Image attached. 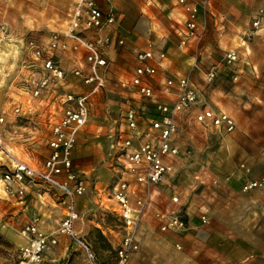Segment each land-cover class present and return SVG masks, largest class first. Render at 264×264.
Returning <instances> with one entry per match:
<instances>
[{"label": "rangeland", "instance_id": "1", "mask_svg": "<svg viewBox=\"0 0 264 264\" xmlns=\"http://www.w3.org/2000/svg\"><path fill=\"white\" fill-rule=\"evenodd\" d=\"M76 2L0 0V116L6 121L5 146L35 167H41L50 155L52 124L63 115L64 96L87 93L90 88L72 73L74 67L85 65L84 62L65 66L66 61L71 60L70 55L75 60L71 63H76L80 52H56L59 64L67 72L66 79L60 81L44 71L41 60L33 56L28 43L34 40L46 46L54 33L63 34ZM103 2L106 7L111 4L110 0ZM193 2L199 5L201 0ZM211 3L215 14L207 11L204 37L198 45L195 41L192 44L198 50L182 52L186 58L196 56L197 70L202 74L200 86L195 85L200 104L177 117L176 140L183 153L176 165L178 177L173 183L182 185L189 196L197 194L205 180H212L213 184L215 180L219 182L220 175L242 169L243 164L256 175L264 169V22L260 27L253 25L258 12L264 9V0H210ZM203 19L204 15L200 14L199 20ZM231 50L239 57L229 64L226 54ZM80 58L79 61H83V56ZM210 72L215 73L212 80L207 77ZM105 75V87L91 97L90 117L80 137L81 150L73 158L75 169L88 185L78 201L76 231L91 245L98 264H117L123 223L114 211L113 201L105 196L103 205L98 197V189L104 192L114 180L102 170L109 160L107 142L111 144V136L124 123V114L129 108L142 114V110L150 106L149 112L153 114L152 106L156 102L137 94L129 87L126 77L111 64ZM44 76L49 77L48 86L35 95ZM189 77L192 81L191 75ZM158 94L161 95L159 91ZM205 106L222 109L233 116L236 130L220 132L198 123L195 114ZM17 107H20L19 112ZM85 146L88 148L84 150ZM4 162L0 152V264H90L86 252L66 234L58 232L65 210L57 191L43 184H33L27 187L23 197L6 194L2 181L7 169ZM89 166L95 170L86 171ZM36 218L44 234L58 238L56 245L45 250L39 263L23 257L32 239L25 228ZM261 223L264 225V220ZM232 229L234 234L224 235L222 241L232 238L240 242L251 237L243 234L244 229L238 226ZM161 233L157 230L144 235L142 246L129 258L128 264H200L202 257L209 254L192 241L178 248L176 241ZM162 243L174 247L167 251L152 250L153 244ZM188 243L191 249L185 247ZM139 253L143 256H138ZM235 254L241 257L243 251Z\"/></svg>", "mask_w": 264, "mask_h": 264}, {"label": "built area", "instance_id": "2", "mask_svg": "<svg viewBox=\"0 0 264 264\" xmlns=\"http://www.w3.org/2000/svg\"><path fill=\"white\" fill-rule=\"evenodd\" d=\"M177 1L187 12V33L179 46L187 47L190 40L198 45L206 31L205 16L210 0H201L199 5L190 0ZM200 14L204 15L202 21L199 20ZM69 17L63 34L54 33L46 46H41L34 40H30L28 45L33 56L41 60L44 71L60 81L66 79L67 72L59 64L56 52L83 51L86 64L74 67L72 73L82 78L90 91L64 96V112L52 124L50 155L41 167L26 163L8 150L4 139L6 121L4 116H0V152L7 167L2 181L5 193L11 196L23 197L27 187L33 184H43L57 191L65 210L58 232L66 234L74 244L82 248L90 264H98L91 245L76 231L79 219L77 199L86 193L88 185L74 167L73 150L82 128L89 120L92 95L106 85L105 73L110 64L106 50L113 43V38L102 32L117 23V11L111 4L106 8L101 7L98 0H77ZM263 22L264 9L261 8L253 25L260 27ZM88 31L95 32L96 36L93 39L87 37ZM125 43V38H118L119 46H124ZM155 57L153 49L139 51L138 66L129 82V86L134 87L137 94L149 101H154L156 96L151 83V78L157 74V67L151 63ZM238 57V53L231 50L226 54V61L231 64ZM159 58H165V53L160 52ZM207 77L212 80L215 73L210 72ZM48 83L49 77L44 76L37 85L35 95H39ZM172 90L176 95L175 100L169 103L156 102L152 106L153 114L149 112L150 106L145 107L142 114L129 108L124 114V123L111 136L110 160L116 169V175L104 192H101L113 201L114 211L123 223V238L117 248V264H128L129 258L139 251L140 224L146 211L153 207L152 191L175 172L176 161L182 156L183 152L176 140L179 130L178 115L200 104L199 92L189 76L168 79L165 91ZM16 111L19 112L20 107ZM195 120L205 126L215 127L220 132L231 133L237 127L233 116L209 106L202 107L195 114ZM241 168L249 173L245 164ZM214 184H218V180ZM256 188H264V176L258 179L245 178L243 191ZM179 200L178 196L172 198L174 203H179ZM154 214L161 222L162 232H182L188 228L186 216L180 210L165 212L156 209ZM202 220L206 222V216ZM25 231L32 236L29 246L23 252V257L30 262H41L45 250L58 243L56 236H48L40 230L38 218L28 224ZM177 247L181 248L179 244Z\"/></svg>", "mask_w": 264, "mask_h": 264}, {"label": "crops", "instance_id": "3", "mask_svg": "<svg viewBox=\"0 0 264 264\" xmlns=\"http://www.w3.org/2000/svg\"><path fill=\"white\" fill-rule=\"evenodd\" d=\"M104 2L98 0L99 5L106 8L107 5ZM110 3L117 11V23L102 32L104 35L110 33L113 38V43L106 50L107 56L111 67L118 68L120 74L126 77L128 84L138 66L137 53L153 49L156 57L151 63L157 67V74L151 78L156 93L155 102L169 103L175 100L176 95L173 90L165 91V83L168 79L191 75L193 84L200 86L199 79L202 74L198 73L199 62L196 61V56L186 58L182 53L192 49L198 50L196 45H192L194 40H190L191 43L189 42V46L185 49L179 46L181 39L187 33V12L184 6L177 0H110ZM208 10L215 14L212 3ZM86 36L93 39L95 32L88 31ZM118 38H125L124 46L117 44ZM160 52L165 53V58H159ZM79 54L76 55V63H71V60L72 62L75 60H73V55H70L71 60L66 61L65 66L77 65L81 62L86 64L84 52L81 51ZM81 56H83V61H79ZM129 87L136 92L134 87ZM83 132L82 129L73 158L81 150L80 137L84 134ZM107 143L109 160L105 161L102 170L113 178L116 175V169L110 160L112 153L110 141ZM87 148L85 146L84 150ZM179 163L178 159L176 165ZM94 170L95 167L92 166L86 168L89 172ZM177 171L176 167L175 172L152 191L153 207L146 211L140 224V246H142L144 235L148 236L157 230L161 231V222L154 214L156 209L165 212L180 210L186 216L187 230L182 232L161 231V236L171 237L176 241L175 246L177 244L181 246L182 243L184 246L186 242H193L195 246L207 250L209 254L202 257L204 260L200 264H264V225L261 223V220H264V188H256L247 192L242 189L245 178L263 177L264 169L261 174L256 175L252 171L245 173L239 168L230 174L220 175L217 185L213 184L212 180H205V184L193 196H189L182 185L173 183L178 177ZM98 190V197L104 205L106 195L101 192L102 188ZM174 196L179 197V203L172 201ZM79 199L80 197L77 199V209ZM203 216H206V222L202 220ZM236 226L244 229L243 234L251 237L240 242H234L232 238L222 241L224 235L234 234L232 228ZM214 240L216 242H213ZM190 243L185 246L187 249H191ZM152 247L154 251H167L174 246L170 243H162L153 244ZM236 251H243V255L236 257ZM138 256L142 257L143 254L139 253Z\"/></svg>", "mask_w": 264, "mask_h": 264}, {"label": "bare ground", "instance_id": "4", "mask_svg": "<svg viewBox=\"0 0 264 264\" xmlns=\"http://www.w3.org/2000/svg\"><path fill=\"white\" fill-rule=\"evenodd\" d=\"M26 240V239H25ZM27 241V240H26Z\"/></svg>", "mask_w": 264, "mask_h": 264}]
</instances>
